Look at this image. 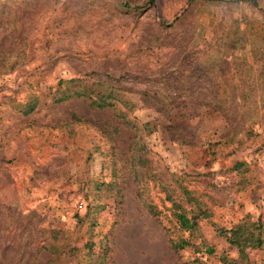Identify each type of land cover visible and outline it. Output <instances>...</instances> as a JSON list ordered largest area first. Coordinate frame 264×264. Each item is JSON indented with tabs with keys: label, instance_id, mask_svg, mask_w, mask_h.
Listing matches in <instances>:
<instances>
[{
	"label": "rangeland",
	"instance_id": "374dc122",
	"mask_svg": "<svg viewBox=\"0 0 264 264\" xmlns=\"http://www.w3.org/2000/svg\"><path fill=\"white\" fill-rule=\"evenodd\" d=\"M255 1L0 0V264L235 257L217 229L264 226ZM186 193L208 211L192 232L173 215Z\"/></svg>",
	"mask_w": 264,
	"mask_h": 264
},
{
	"label": "trees",
	"instance_id": "16d2710c",
	"mask_svg": "<svg viewBox=\"0 0 264 264\" xmlns=\"http://www.w3.org/2000/svg\"><path fill=\"white\" fill-rule=\"evenodd\" d=\"M241 1H250L254 6H256L255 0ZM83 94L84 92L82 91L72 90L69 91L68 94L64 92V97L62 99L71 98L73 96L81 97ZM89 98H91V96ZM106 99L107 98L103 93L99 95L97 99H90V102L93 106L102 108L109 105ZM186 194L189 197L188 201L190 203L192 201L195 204V209L187 211L182 208L181 205L176 204L173 205V215L181 230L192 232L198 227V219L206 218L208 211L202 207L201 203L197 199L190 197L189 193ZM144 206L149 213L155 216L158 214L154 205L145 202ZM216 234L225 239L226 244L229 247V251L235 252V257H230L227 252H222L219 257L220 264H257L256 262L250 260L247 251L264 247V226L260 221H251L247 216L228 229L218 228ZM202 246L204 247L205 245L203 244ZM187 247H193L197 253L203 252L208 255L213 253V248L204 247L205 249L202 251L198 246L196 247L190 239L179 237L171 240V248L174 252H179ZM195 262L198 264H205L200 262L199 259H196Z\"/></svg>",
	"mask_w": 264,
	"mask_h": 264
}]
</instances>
